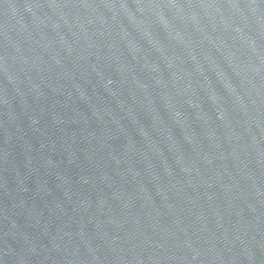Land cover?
I'll return each instance as SVG.
<instances>
[{
	"label": "water",
	"instance_id": "1",
	"mask_svg": "<svg viewBox=\"0 0 264 264\" xmlns=\"http://www.w3.org/2000/svg\"><path fill=\"white\" fill-rule=\"evenodd\" d=\"M0 264H264V0H0Z\"/></svg>",
	"mask_w": 264,
	"mask_h": 264
}]
</instances>
